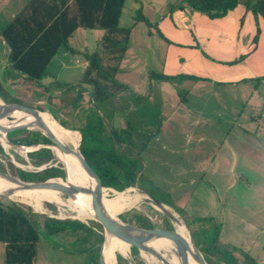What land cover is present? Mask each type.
<instances>
[{
	"label": "rangeland",
	"instance_id": "374dc122",
	"mask_svg": "<svg viewBox=\"0 0 264 264\" xmlns=\"http://www.w3.org/2000/svg\"><path fill=\"white\" fill-rule=\"evenodd\" d=\"M158 3H164V5L167 3L168 6L171 7L174 3L175 5L180 3V0H158ZM145 6V0H126L120 23L124 27L132 26L128 48L132 47V49H135L140 54L137 55L136 66L141 67L145 66L146 63H149L150 67L154 68L156 67L155 64L161 63L164 55H166L164 45H167V41L162 38L158 32L157 36L148 37V26H150L151 23L149 25L137 17L139 11H141L146 17L144 13ZM158 9L159 10L155 11V13H158L157 21H161L164 17L163 11H167L168 9H163L161 6H158ZM166 14L170 16V13L167 12ZM186 14L191 13L189 12ZM209 22L214 30H208L207 32L214 33V31H217L216 28H219L220 21L211 19ZM238 24L240 23L238 22ZM188 25L190 28L188 26H182L183 28H181V30H186L184 31L185 33H188L185 36L186 38L177 37L170 33L168 36L179 42H184L185 39L189 37V40L193 43L196 38V32H198L199 36H203L202 41L205 42L204 44H201L200 48H203L208 56L204 55L203 51H195V53L185 56L178 50L174 49L169 53L170 56H168L173 70L178 71L179 69H183L187 71H201L203 73L209 72L207 71L209 66L207 67L203 65V61H206L207 65L214 66L220 63L227 64L228 66L234 65H229L226 63L228 61L225 60H217L218 57L216 58V56L210 52L212 51L211 47L213 48L216 43L214 40L209 42L204 40L205 30L202 29L200 24L198 25V29L197 27L192 28L190 23ZM237 30L240 31L238 42L240 48L242 47L243 49L240 50L237 57L242 54L245 56L250 55L254 51V48L258 47V44H261L262 47L260 48V56L256 57H264V36H262L261 39L259 37L260 41L257 42H254L253 39L244 40L242 39V35L243 31L245 32L246 29H242V25L240 24L238 28H236V31ZM79 33L80 32H77L72 39V43H76V45L82 43V40H79L82 38ZM254 33V35H256L257 30ZM85 41L90 45L89 51L92 49L91 46L94 47L97 42H95L93 35L88 36V39ZM241 42L244 43V46H241ZM97 48H101L100 40L98 47H95L93 50ZM128 48L126 51H128ZM135 50L132 51L136 53ZM134 58V55L130 53L126 66H129L131 62L134 61ZM106 59L108 58L105 57V60ZM244 60H246V58ZM251 61L253 63L254 59H251ZM254 62V64H256L255 66L258 68L256 69V78H253V80L249 82H247V80L240 81V84L228 83L222 85V89L219 92L218 90L215 91L213 87L202 88L197 84H194L193 88L190 89L188 86L189 84L186 83L187 80H183L185 87H180L178 82H174L173 87L167 88L169 90L168 95L159 92L160 90L158 87H154L153 93L155 95V100L153 102L140 101L133 104L131 102L132 99L122 98V94H120L119 97H113L106 102L107 107L114 111L111 121L114 124L121 123L122 126L128 122L131 126L130 138L133 141L134 147L136 150H142L145 165L139 173V175L143 173V180L140 185L144 188L152 189L155 186L152 184L153 181L160 186V190H163V188H173L172 184L176 180L180 181V179H182V181H184V187L182 193H180L179 201H177L178 199H175L172 195V197H170L171 199L166 197L165 193L160 191H158L156 195L163 200H168L172 206L180 211L178 212L175 209L170 208V211L176 213L180 219L187 224L191 238L194 240L208 264H224V260L221 258L220 253L211 250L210 248L212 247L231 250L240 262H242L245 255L248 254L253 256L260 264H264V119H258L261 117H256L257 115H255L253 117L254 119L256 118L255 121L250 120L254 115L253 113L260 111V109L263 110L262 118H264V79L261 78L264 75V64L256 63V61ZM181 64L185 66L183 67ZM230 72L234 71L231 69ZM253 72L254 71L251 70V72H247L246 74L252 75ZM246 78L249 79L250 77ZM118 80L120 79L118 78ZM175 84L177 85L175 86ZM34 86L21 89L18 97L21 102L14 103L24 104L36 108L39 111H46L54 118L56 116L59 121L64 118L68 121L66 122L67 125H70L69 122L76 120V115L80 114V111L83 108L92 111L91 105L84 103V101H80L78 104L74 101V98L77 96L75 86H61V84L58 83L55 85V88L51 89L46 87L40 88L39 86H36V84H34ZM254 86L257 87L255 88ZM134 94L142 95L137 89H134ZM203 97L206 99L207 106H211V110H209L211 114L217 115V118L219 115L216 111L222 113L220 119L217 118L216 121H214L203 116L210 115L207 109H202ZM211 97L217 99L215 104H211ZM84 100L86 101L87 98ZM133 100L135 102L137 98L135 99L134 97ZM164 102L167 103V107H164ZM252 109H254V112ZM201 110L203 112L202 114ZM180 114H183L184 116L176 119L180 117ZM143 115H146L147 122L149 123L148 126L151 125V128L149 129L150 134L146 136L142 135L143 130L139 128V123L143 122L141 120ZM9 119L12 118L10 117ZM258 121L261 123H257ZM210 123L217 129V131H219V134H217L218 132L210 133L209 129L211 128H208L211 127ZM205 124L207 126H205ZM4 127H6L4 132L8 135L7 137L11 142L12 140L23 138L26 134L25 130L30 132L38 131L41 134H44L38 129L29 127L25 128L27 126H17L23 128H18L16 130H13L17 128L16 126ZM245 128L252 134V136H246L244 134ZM8 131L10 132L7 134L6 132ZM182 132H184V134L192 133L193 138L189 142H185V138H182ZM226 134H232V137L229 136L227 139L230 141L232 140L234 148L232 151V160H228L224 163L223 170L216 177L218 179L209 178L214 177L215 175H211L210 172L207 171L206 173L205 171L201 172L200 165L204 164V162H202L204 158H206L210 164L215 154L222 155L221 159H223V154H225L226 149H220L221 142L216 138H222V140H225ZM153 135L156 138L158 137L161 140V143L156 144L155 138L150 146L144 145ZM199 136H204L203 140H206V137H212L215 139L210 140L208 144H201V142H199L200 145L196 146V141L200 140ZM12 143L15 145L28 146L31 149L24 152L12 145L10 148L5 149L0 142L1 171H5L18 178H21L19 176L21 170L27 173L31 172L33 173L31 179L24 180L35 182H43L56 177H65V170L62 168L63 166L57 165L59 163L56 159L55 150L51 147L53 144L52 141L51 143H38L33 145ZM39 144H44L45 146L38 148L37 146ZM43 148H51L53 158L45 164H38L39 159L41 160V152H38V150ZM83 149L85 157L91 162L89 142L86 141V145ZM179 167H181V170ZM188 167H191L194 170L193 177L195 181L192 182L193 184H190L189 182L190 177H185V174H183ZM49 168L61 169L63 171V176L48 177L43 180L38 178L40 172ZM157 174L162 176L159 178ZM198 174H200V177H196ZM180 176L182 178H179ZM233 177L236 179L233 180ZM226 178L233 180L234 184L225 185L229 182H224ZM152 179H155L157 182ZM216 180L217 182L219 180L222 181L218 182V184L221 185V190H226L228 194L226 197L227 201H225V203L228 204V207L226 209H221L219 212L210 209L211 203L221 202L216 199V197L221 196L222 192L211 184L216 182ZM113 189H102L103 195L109 200H113L117 197V193L114 192ZM15 193L25 196L23 195L25 192ZM5 194L6 193L0 192V195ZM7 195L11 198L6 199V201L11 200L20 203L30 212L35 214L40 213L35 206L12 196V194ZM59 195L64 199L68 198V196L64 194ZM149 202L150 200L148 198L143 199V201L141 200L133 206L124 208L118 213V216L121 219L123 217L128 220H134V216L126 211L130 208L141 207V210L145 211L154 225L153 228L174 229L175 220L166 215L162 210L150 206ZM232 204L234 205L233 212L230 209ZM42 206L44 212L48 213H55L59 208L55 203H48V201H42ZM61 210L66 216L74 215L72 208L67 207ZM40 214H38V219L42 220ZM43 215L49 216V214L47 215L45 213ZM81 221L86 222L94 230L90 233L79 231L75 233V237L70 233L64 235H61L60 233L56 236L57 238L50 237L42 232L38 247L39 255L36 258V262L38 264H92V257L96 256L99 248L96 252V249L91 245L94 241L102 243L106 232H104L105 229L103 225L96 219L89 218L88 221ZM99 238H102V240H99ZM55 239H57V242L67 244L64 247L66 251L59 250L52 246L51 241ZM3 250V244L0 242L1 263L4 261ZM162 250V246H160V251L164 253ZM130 251V256H120V258H122L121 264H161L156 261L153 255L146 254L136 247L130 246ZM119 255L120 254L118 253L117 256Z\"/></svg>",
	"mask_w": 264,
	"mask_h": 264
},
{
	"label": "trees",
	"instance_id": "16d2710c",
	"mask_svg": "<svg viewBox=\"0 0 264 264\" xmlns=\"http://www.w3.org/2000/svg\"><path fill=\"white\" fill-rule=\"evenodd\" d=\"M239 3H244L256 17L259 13L264 16V0H180V3L173 5L172 8L189 9L191 12L197 11L211 19H216L224 17ZM125 4L126 0H28L1 31L11 47L14 68L36 81L46 74L48 63L59 48L63 46L74 50L69 38L78 28L102 31L101 48L86 53L89 65L82 81L79 82L80 84L69 85L76 88L81 84L91 86L86 101L81 92L79 93L82 95L77 93L74 101L77 104L84 101L91 105L92 111L83 108L84 110L76 115V120L69 122L70 125L66 124L68 121L64 118L59 121L55 116V119L64 127L81 133L80 149L83 154L86 141L89 142L90 163L101 177L103 185L116 190H123L136 182L142 189L144 188L140 185L143 173L139 175L144 167L143 157L130 138L131 126L127 124L123 127H115L111 121L114 111L106 105L109 99L130 89L117 78L132 28V26L124 27L120 23ZM137 17L150 25L141 11L138 12ZM259 32L260 29L257 27L254 42L258 41ZM158 34L167 42H171L159 29ZM201 50L207 55L203 49ZM105 57L108 59L105 60ZM245 58L246 56L242 54L226 63L236 64ZM150 77L160 80H172L177 77L202 79L188 73L170 75L158 71H152ZM261 78L264 79V75ZM0 97L11 102H21L19 96L11 97L1 85ZM25 132L23 138L12 142L24 145L51 143L46 135L38 131L25 130ZM38 152H41L42 160L39 159L38 164H45L53 158L51 148H43ZM32 174L22 170L19 172V176L23 179H31ZM55 176H63V171L59 168H49L40 172L38 178L43 180ZM96 182L100 185L98 179ZM148 190L154 194L160 191L158 187ZM175 209L178 211L177 208ZM129 212L134 216V220L122 217L124 221L138 227H154L141 207H134ZM38 214L25 209L20 203L11 200L0 201V242L4 243L6 248L4 264H37L36 256L42 232L57 238L60 233L61 235L70 233L75 237V233L79 231L90 233L94 230L86 222L78 219H60L40 214L42 220H39ZM53 241L57 242V239ZM212 248L210 249L214 252L220 253L224 264H260L251 255L246 254L244 260L240 262L231 250ZM118 259L121 264L122 258Z\"/></svg>",
	"mask_w": 264,
	"mask_h": 264
},
{
	"label": "crops",
	"instance_id": "0c3cea01",
	"mask_svg": "<svg viewBox=\"0 0 264 264\" xmlns=\"http://www.w3.org/2000/svg\"><path fill=\"white\" fill-rule=\"evenodd\" d=\"M28 0H1L0 1V85L5 88V90L9 93V95L11 97H18L19 96V92L21 89L24 88H30L33 87L34 84H36V86H39L40 88H55V85L61 84L65 85V86H69L73 83L76 84H80L79 82L82 81L84 73L86 71V69L88 68L89 65V61L87 58V54L88 52H92L93 49L95 47H98L99 44V40L100 37L102 36V31L101 30H94V29H84L82 27L78 28L73 34L72 36L69 38V42L72 48H74V50H71L68 47H61L58 49V51L56 52V54L53 56V58L50 60V62L48 63L47 66V72L45 75L42 76V78H40L39 80H31L28 78V76L26 74H22L20 70H17L14 68L13 66V60L11 58V47L9 46V44L7 43L6 39L3 37V35L1 34V31L13 20V18L15 17V15L17 14L18 11H20V9L25 5V3H27ZM146 6H145V15L146 18L148 19V21L151 23L150 26H148L149 29V36L148 37H155L157 36V32L158 29H161V31L166 35V37H168L171 42L167 43V45H164L165 47V51H166V55H164V58L162 60L161 63L159 64H155L156 67L152 68L150 67L149 63H146L145 66H141V67H137L136 63H137V55H140L139 52H137L135 49H132V47L128 48V51H126L124 58L121 61L120 67H119V71L117 73V78H119L122 83L126 84L130 89L123 92L122 93V98H130L132 99L131 102L133 104H136L140 101H146V102H153L155 100L154 98V93H153V89L154 87H158L159 88V92H163L166 95H168L169 90L167 89L168 87H173V83L174 82H178L180 87H185L183 80H187V84H189V88L192 89L194 84H197L199 87H213L215 89V91L218 90V92L222 89V85L228 84V83H237L240 84V81H246L249 82L251 80H253V78H255V74H257V70L258 69L254 64L256 61V63H262L264 64V57H256V56H260L259 53L261 52V44H258L257 48H254V51L250 54L246 56V60H243L242 62L238 63V64H234L231 66H228L227 64H216L214 65H207L206 61H203L202 64L205 66H209V69L207 68L206 73H203L201 71H187V70H183V69H179L177 70H173L172 69V64L170 63V59L168 58V56H170L169 53L172 52V50L176 49L178 50L181 54L187 56L190 55L191 53H195V51H201V44H204L205 42H203V36H199L198 32H196V38L194 39L195 41L193 43H191V41L189 40V37H187V39H185L184 42L182 41H176L174 40V38H170L168 35L169 33L177 36V37H181V38H186V34L184 31L186 30H181V28H183L182 26H188L189 27V23L191 24L192 28H199L198 25L200 24V26L202 27L203 30H205V37L204 40H206L207 42L209 41H215L216 45L212 48L210 51L212 54H214L217 58V60L220 61H231L233 59H235L240 50H243L242 47L240 48V44L238 42V38L240 37L239 32L240 31H236V28H238V26L241 24L242 25V29H246L245 32L243 31V35H242V39L246 40V39H253L254 38V32L257 30V27H259L260 32H259V37L261 39L262 36H264V16L263 14L259 13L257 14V17L255 16V14L253 13V11L248 8L244 3H239L236 8H234L233 10H229L228 13L222 17V18H216L215 20H219V28L217 27V31H214V33H208V30H214L213 27L210 25V20L211 18H209L206 14H202L200 12L197 11H190L189 9H184V10H180L178 8H172L174 4H172V6H168V4L166 3L164 5V3L159 4L158 0H145ZM171 4V3H170ZM139 5V4H137ZM158 6H161L163 9H168L167 11H163V18L161 21H157V15L158 13H155V11L159 10ZM170 7V8H169ZM125 8V7H124ZM124 11V10H123ZM170 13V16L166 13ZM191 13V14H186V13ZM238 22L240 24H238ZM156 25V27H155ZM158 27V29H157ZM190 28V27H189ZM196 29V30H197ZM235 30V31H234ZM77 32H80L79 34L82 36V38H80L79 40H82V43L79 45H76V43H72V39L74 38L75 34ZM168 32V33H167ZM210 34V35H209ZM94 36L95 38V46L92 47L91 46V51H89L90 49V45L88 44L87 41H85L86 39H88V36ZM84 40V41H83ZM258 41L259 38H258ZM196 45H198L199 47H195ZM213 45V42H212ZM132 46V45H131ZM241 46H244V43L241 42ZM260 46V47H259ZM203 49V48H202ZM132 50H135V52H133ZM130 53H132L134 55V61L131 62V64L128 66H126V62L128 61V57L130 56ZM166 56V57H165ZM248 57V59H247ZM251 59H254L253 63L251 61ZM185 63V62H184ZM182 65V64H181ZM183 67L185 65H182ZM264 66V65H263ZM206 68V67H204ZM226 68V69H225ZM231 69L234 72H230ZM251 70H253V74H246L247 72H251ZM152 71H158V72H162V73H166V74H170V75H177L180 73H188V74H193L196 76L201 77L202 79H183L180 77L174 78L172 80H160V79H153L150 77V73ZM246 77H250L249 79H247ZM244 82V83H247ZM177 84H175L176 86ZM35 87V86H34ZM255 88L257 86H254ZM36 88V87H35ZM75 91L77 93L81 92L85 98L88 97L90 91H91V86L88 84H81L80 87L76 88L75 87ZM134 89H137L138 91L141 92L142 95H136L134 94ZM78 90V91H77ZM79 93V95L81 94ZM221 93V92H220ZM81 94V95H82ZM120 95H118L117 97H119ZM129 96V97H128ZM134 97L135 99L137 98V100L134 102ZM141 98L138 100V98ZM260 98V95H259ZM202 109L204 110H208L210 115H203L206 116L207 119L210 120H214L216 121V119H220L222 113L216 111L219 115V117L216 118L217 115H213L210 113L209 110H211V106H207L208 104H206V99H204V97L202 98ZM217 101V99L215 97H211V104H215V102ZM164 107H167V103L164 102ZM254 112V109H252ZM262 109H260V111H256L254 112L253 116L250 118V120L255 121V119L253 118L255 115H257L256 117H261L258 119H264L262 118ZM202 110H201V114H202ZM252 114V113H250ZM126 115V114H125ZM182 116H184L183 114H180V117L176 118L179 119ZM185 119V118H184ZM189 119V116H188ZM233 119V118H232ZM116 120V119H115ZM136 120V119H135ZM141 120L144 122L139 123V128L141 130H143L142 135L146 136L150 134V128L151 125H149V123L147 122V118L146 115H143V117H141ZM211 122V121H210ZM257 123H261V122H257ZM114 124V123H113ZM128 124V122L125 123L124 126H126ZM181 124V121H180ZM115 127H123L121 125V123H116L114 124ZM142 125V126H141ZM211 128L209 129L210 133H217L219 134V131H217V129L215 127L212 126V124L210 123ZM205 126H207L205 124ZM209 126V125H208ZM167 131V130H166ZM153 134V133H152ZM182 138H185V142H189L192 138L193 135L192 133H185L182 132ZM244 134L246 136H252L251 133H249V131L245 128L244 129ZM218 136V135H217ZM231 136L232 134H226L225 140H222V138H216L218 140H220L221 142V148L226 149L225 154H223V159H221L222 155H218L215 154V156L213 157L212 162L209 164L208 160L206 158H204L202 160V162H204L203 165L201 166V172L206 171L210 172L211 175H215L214 177H209V178H216L218 176L219 173H221V171L223 170V165L226 161L228 160H232V151H233V145H232V140H227L228 137ZM156 137L153 135L148 141L146 139L147 142H145L144 145L146 146H150V144L153 143V140ZM200 140H197L195 145L199 146V142H201V144L206 143L208 144L210 142V140H213L215 138L212 137H206V140L204 139V136H199ZM225 141V142H224ZM161 143V140L157 137L156 138V144ZM184 144H188V143H184ZM183 144V146H184ZM145 146V147H146ZM182 146V147H183ZM141 152V156H142V150ZM143 157V156H142ZM236 158V157H235ZM234 158V159H235ZM143 163L145 165V162L143 160ZM181 170V167H179ZM213 171V172H212ZM200 172V171H199ZM200 172V173H201ZM160 173V172H158ZM194 170L191 167H188L183 174H185V177H190L189 178V182L190 184H193L192 182L195 181L193 174ZM167 174V173H166ZM158 177L160 178L162 175L157 174ZM204 176V175H202ZM196 177H200V174H198ZM179 178H182L181 176ZM236 178L233 177V180H235ZM154 181H156L155 179H152ZM231 179L226 178L227 182L225 185L228 184H234V181ZM157 182V181H156ZM218 182H222L221 180H219ZM217 180L216 182H213L211 184H213V186L215 188H217L219 191L222 192L221 196L216 197V199L220 200V203H211L210 205V209L214 210L215 212H219L221 209H226L228 207V204L225 203V201H227L226 197L228 196L226 190H221V185L218 184ZM152 184H154V187H158L159 189L160 186L155 184L152 181ZM173 188L170 189H164L160 190V192L165 193L166 197H175V199H178L177 201H179L180 198V193H182L183 191V187H184V181H182V179L176 180L173 184ZM130 187H136L140 190H143V192H147L150 193L151 195H153L154 197H156L158 200H160L162 203H164L165 205H167L169 208L175 209L174 207H172V205L166 201L163 200L162 198H159L156 194L151 193L150 190L146 189V188H141L138 183L136 182L133 185H130L128 187H126L125 189H128ZM187 187V185H186ZM110 190V189H109ZM124 190V189H123ZM142 192V191H141ZM145 194V193H144ZM172 195V196H171ZM148 198V196L146 197ZM145 198V199H146ZM149 199V198H148ZM171 199V198H170ZM143 201V199H142ZM224 201V202H223ZM181 203V202H179ZM150 205H152L154 208H156L151 202H149ZM234 205L232 204L230 209L233 212ZM132 209V208H130ZM128 209L126 212H129ZM157 209V208H156ZM176 210V209H175ZM124 212V213H126ZM123 214V213H122ZM123 220V219H122ZM126 222V221H125ZM128 223V222H127ZM64 241V240H63ZM40 243V242H39ZM3 244V248H4V261L5 262V244ZM51 244L54 248H57L59 250L62 251H66V249L64 248L67 244L63 243V242H55V241H51ZM97 252V249L99 248L98 252L96 253V256L92 257L91 263L92 264H101V243L99 242H95L92 243V245ZM39 247V245H38ZM92 247V248H93ZM87 249V248H86ZM39 251L37 252V256ZM120 254L119 256H117V254ZM122 255L125 257L124 254H121L120 252H116V263L119 264V257ZM36 256V258H37ZM1 254H0V264H3V262L1 263ZM38 264V263H37Z\"/></svg>",
	"mask_w": 264,
	"mask_h": 264
},
{
	"label": "bare ground",
	"instance_id": "6f19581e",
	"mask_svg": "<svg viewBox=\"0 0 264 264\" xmlns=\"http://www.w3.org/2000/svg\"><path fill=\"white\" fill-rule=\"evenodd\" d=\"M10 117L12 119H9ZM4 126H27L39 129L44 134L50 130L59 137L65 136L68 144L71 145L74 150L62 151L55 145H52L51 147L55 150L56 159L59 163L57 165L63 166L62 168L65 170L66 176L64 178H52L51 181L58 183H70L73 185L78 184L83 187L95 188L100 186L96 182L97 179L93 177L86 169L80 157L79 145L81 142V133L78 130L64 127L57 119H55L46 111H39L36 115L30 114L6 105L0 98V142L5 149H8L11 147V145L9 144L8 137L4 132L6 129ZM18 149L27 152L31 148L23 147ZM0 192L12 194V196L24 200L32 206H35L37 211L40 213H45L47 215L49 214V216H54L60 219L78 218L85 221H88L89 218L95 219L90 196L79 192L74 193L71 197L64 199L58 194V192L51 189H19L15 184L7 182L1 177ZM15 192H25V194H23L25 196H21L22 194ZM116 193L117 197L113 200H109L105 196L103 197L104 209L115 218L124 208L133 206L135 203L147 197L146 194L135 187H130L124 192ZM42 201H48V203L53 202L59 208L55 213L44 212V209L42 208ZM67 207L73 209L74 215L66 216L63 214L61 209ZM173 215L175 217V229L178 230V232L184 237H186V240L190 246L187 251L188 264H199V261L195 259L192 254L193 245L187 225L176 213H173ZM147 245L157 250L160 249V246H162V251H164V253L162 252V259H158L154 256L157 262L161 264H183L182 254L178 252L176 245L170 239L152 238L147 242ZM116 252H120L125 256H130L131 251L127 243L113 235L107 234L106 242L104 244V259L106 264H117ZM143 252L148 254L145 251Z\"/></svg>",
	"mask_w": 264,
	"mask_h": 264
},
{
	"label": "water",
	"instance_id": "95a60500",
	"mask_svg": "<svg viewBox=\"0 0 264 264\" xmlns=\"http://www.w3.org/2000/svg\"><path fill=\"white\" fill-rule=\"evenodd\" d=\"M3 102L12 108H15V109H18V110H21V111H24L30 114L36 115L39 112L38 109L24 105V104L9 102L6 100H3ZM18 128H23V127H17L13 130H16ZM25 128H28V127H25ZM10 131H8L7 133H9ZM45 135L52 141L53 143L52 145H55L60 150L62 151L74 150L73 147L68 144L64 136L59 137L57 134L53 133L50 130ZM9 144L12 146H16L17 148L28 147V146H22V145H15L10 140H9ZM43 146L45 145L39 144L37 147L40 148ZM79 154H80V157L86 169L90 172V174L93 177L98 179L100 183L99 187L93 188V187H83L78 184L73 185L70 183H58V182L51 181V179L47 181H43V182L26 181L22 178H18L16 176H13L1 170H0V177L7 182L15 184L17 188L19 189H51V190L58 192V194H64L68 197H71L74 193H77V192L89 195L91 199V203H92L94 217L97 221H99L103 225L105 232H106L105 238L103 242L101 243V264H106L105 259H104V244L106 242L107 234L113 235L117 237L118 239L124 241L125 243L129 245V247L130 246L136 247L139 250L145 251L148 254H151L157 257L158 259H162V252L160 251V249L157 250L155 248L148 246L147 242L152 238L170 239L176 245L178 252L182 254L183 264H188L187 251L190 248V246L188 244V241L186 240V237H184L181 233H179L178 230L175 229V227L174 229L138 227V226L125 222L118 216L115 218L112 215H110L108 212H106V210L103 207L104 195H103L102 189L111 188V187H106L103 185L101 177L96 173L92 164L88 161V159L82 153L80 147H79ZM113 190L114 192H124L126 189L120 190V191L116 189H113ZM140 191L143 192V190H140ZM143 193H145L148 196L150 202L157 209L162 210L164 213H166V215L172 217L173 219L175 218L173 215V212L170 211V208L167 205L162 203L160 200H158L156 197H154L150 193H147L145 191ZM8 198H11V197H9V195L7 194L0 195V201H4ZM50 217H54V216H50ZM54 218H57V217H54ZM190 239L193 245L192 254L194 258L199 261V264H208L203 254L201 253V251L195 244L194 240L191 238V236H190Z\"/></svg>",
	"mask_w": 264,
	"mask_h": 264
}]
</instances>
